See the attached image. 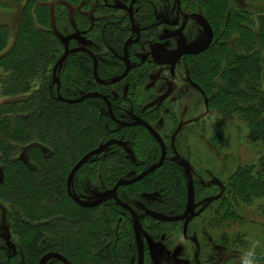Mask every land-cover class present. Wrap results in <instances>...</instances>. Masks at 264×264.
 <instances>
[{
    "label": "trees",
    "instance_id": "16d2710c",
    "mask_svg": "<svg viewBox=\"0 0 264 264\" xmlns=\"http://www.w3.org/2000/svg\"><path fill=\"white\" fill-rule=\"evenodd\" d=\"M19 1L21 16L16 32L11 26L0 24V95L7 99L0 104V164L5 173V180L0 182V192L16 209L15 227L21 237L24 257L17 262L5 248H0V264H35L36 259L48 253H56L72 264H137V256L136 263L129 262V256L131 252L136 253V247H131V243L127 246L125 242L127 236L133 234L129 213L117 206L112 196L105 195L106 199L101 204L82 205L68 194L67 189V179L74 173L76 177L84 175L94 180L100 176L105 178L110 183L111 193L117 181L133 177L137 164L131 161L128 146L124 145L117 147L121 150L118 154L117 150L108 154L104 151L92 154L112 139H109L112 134L110 127L103 122L108 118L107 107L100 99L75 105L58 100L56 86H52V71L65 49L63 38L55 31L61 14L57 13L53 21L52 11L44 0ZM95 1L71 0L72 4L82 8L78 11V17L82 19L77 26L78 31L81 32L82 26L90 20L84 9H91L96 15L99 13L101 4ZM195 1L211 7V20L218 36L213 47L195 55V81L191 82L203 91L207 108L214 107L224 114L239 113L247 122L250 138L264 144V54L255 48L257 43L264 45V15L259 18L258 30H252L245 23V12L234 10L226 0ZM1 5L11 6L5 0H0ZM101 27L99 32L98 28H91L87 33L95 31L100 36L104 30L103 37L106 40L111 37L115 41L112 45L114 51L121 54L128 37V25L122 22L116 28L109 24ZM80 32L77 35L80 36ZM234 33L238 34L240 51L222 47L220 43ZM66 43L68 48L78 45L73 39L70 42L66 40ZM108 53L118 65L108 66L99 61L98 76L109 80L124 67L113 53ZM36 79L41 81L40 87L30 93ZM59 80V95L63 99L76 100L87 94L92 86L100 88L92 77L91 60L83 53L67 58ZM212 92L211 102L207 96ZM134 95L137 98L133 100L134 106H137L139 94ZM146 113L149 112H142L138 118L151 126L146 121ZM167 114L171 115V111ZM116 128L133 132L139 127ZM144 131L150 142L156 145ZM121 139L124 144V138ZM23 145L29 147L33 167L19 158ZM112 147L113 142L109 148ZM43 149L48 152L46 155ZM114 155L115 160L111 162ZM149 156L148 165L152 166L160 158V148H153ZM154 176H157V181L153 188L156 187L155 192L159 196L153 203H145L152 209L145 214L149 219L155 217L158 227L165 224L163 220L157 221L162 217L165 204L169 208L166 212L174 217L169 219H176L186 211L189 193L194 195L197 205H206L204 207L212 211L215 206L209 204L211 200L217 206L227 204L226 188L229 198L236 204H251L264 197V175L255 173L253 168L238 167L227 178V185L223 183L218 187L211 180L209 185L192 182L185 178L178 166L175 168L167 161ZM136 185L119 188L117 197L138 214L135 204L124 196ZM209 192L213 196L207 200ZM232 216L236 217V214ZM139 221L141 223V219ZM207 223L212 228L215 219ZM132 238L134 240V234ZM224 238L222 233L223 245L227 242Z\"/></svg>",
    "mask_w": 264,
    "mask_h": 264
},
{
    "label": "rangeland",
    "instance_id": "374dc122",
    "mask_svg": "<svg viewBox=\"0 0 264 264\" xmlns=\"http://www.w3.org/2000/svg\"><path fill=\"white\" fill-rule=\"evenodd\" d=\"M5 1L12 7L0 6V24H7L12 27L13 32H16L21 16L20 1ZM52 1L44 0V3L52 11L51 20L54 21L57 13L61 14L57 20L58 31L56 28L55 31L63 38L64 46L69 47L66 40L69 42L72 39L75 40L74 35L80 32L77 26L82 19L78 17V11L82 8L77 4H72L71 0ZM226 1L234 10L245 12L246 25H249L252 30H258L259 18L264 15V0ZM119 3L121 2L115 1L114 4ZM171 6L167 25L149 29L143 34L142 44L136 45L132 50L135 57L131 59L133 69L128 76L112 86H100V88L92 86L87 94L103 93L112 101L113 114L121 122H130L132 116L140 117L142 112H149L145 114L146 121H149L151 127L163 140L166 148L165 162L173 163L175 168L178 166L185 178L192 182L200 181L201 184L209 185L211 180L218 187L223 183L226 184L227 178L238 167L253 168L255 173L264 175V144L250 138L245 118L239 113L224 114L214 107L207 108V99H204L199 91L190 86L189 81H195L194 72L197 67L195 56L183 57L173 74L169 72L167 66H159L153 62V56L158 59H167L180 47L179 40L167 42L160 40V36L170 29L182 28L184 30L191 52L213 47L217 41L218 35L211 20L213 18L211 7H205L202 1L198 3L195 0H182L180 9H177L175 3ZM152 11L155 21L164 16V9L155 0H153ZM83 12L88 13L89 17L93 16L91 9H84ZM106 15H109V12L104 11L101 16ZM115 15L119 17V21L124 19L125 13L116 12ZM92 24H95V21L93 22L91 18L86 26H82L80 32L83 38L82 45L90 47L98 55L100 62L108 66H117L118 62L110 57L100 36L95 31L87 33L88 27ZM237 38L238 34L234 33L220 43L222 47L240 51ZM77 43L80 44V42ZM255 48L261 50L262 55L264 54V45L257 43ZM120 75H122L120 70L114 74L115 77ZM33 83L30 93L39 89L41 81L36 79ZM134 94H139V105L137 106H134L133 100L137 99ZM213 95L212 92L207 96L211 102ZM94 99L97 97L86 101ZM6 100L0 95V104ZM168 111H171V115L167 114ZM107 119L104 118L103 122L104 125L107 124L110 127L111 142L98 147L92 154L101 151L108 154L115 150L118 154L121 150L117 147L128 146V155L131 161L137 164L132 177L134 178L139 175L137 173L150 166L148 165L151 159L149 155L153 148L159 150V145L157 143L153 145L150 142L151 139L146 135L144 128H134L133 132L120 131L116 126L124 127L119 126L110 118ZM110 121L115 125H112ZM128 129H133V127ZM121 138H124V144ZM112 142L114 148H109ZM21 148L19 158L29 167H33L28 145H23ZM47 153L43 149V154ZM115 155L110 159L111 162L115 160ZM155 172L135 183L137 187L126 195L124 194L138 208V217L141 219L140 230L145 248L144 264H247L248 261L252 264H264V197L251 204H236L231 197L229 198L226 188L224 195L227 197V204L222 207L217 206V203L210 199L209 204L215 206V210L212 211L211 208H205L206 205H197L194 195L189 193L187 209L181 216L175 217L176 224H168L170 221L166 223L167 219L174 217L172 213L166 212L169 208L167 203L165 204L162 217L157 220H163L165 224L159 228L155 217L149 219L145 214L147 210H152L149 208L150 204L145 203H153L159 196L155 192L156 187L153 188L157 181V176L153 177ZM4 175L0 164V182L5 180ZM83 176L76 177L73 173L67 179L68 194L75 201L82 205H91L97 203L105 195L110 196V183L105 178L100 176L94 180ZM212 196L213 194L209 192L207 200ZM15 210L0 192V248H5L13 260L20 262L24 256L21 250V237L15 227ZM233 213L236 217L232 216ZM214 219L215 224L209 228L207 222L214 221ZM220 220L221 223H219ZM222 233L225 234L224 239L227 240L225 245L222 244ZM132 237L133 234H129L125 242L127 246L131 243V247L135 248ZM136 256V253L131 252L129 262L136 263ZM35 264L72 263L65 261L56 253H48L36 259Z\"/></svg>",
    "mask_w": 264,
    "mask_h": 264
},
{
    "label": "water",
    "instance_id": "95a60500",
    "mask_svg": "<svg viewBox=\"0 0 264 264\" xmlns=\"http://www.w3.org/2000/svg\"><path fill=\"white\" fill-rule=\"evenodd\" d=\"M137 0H133L130 3L129 8H125V7H119V9H123L126 10L129 14L130 17V21H131V26L133 28L134 31H136L135 25H134V19H133V5ZM138 37H139V32L136 31ZM181 35V33L179 34ZM138 37L135 41L132 42V40H129L128 42H126L124 44L123 47V58H121V60L124 63L125 69L124 72L122 73V75L118 76V77H113L111 79H109V81H104L101 80L98 75H97V59L95 58V56L86 48L79 46L76 48H68L65 45V49L63 54L61 55V57L57 60L56 64L54 65L53 71H52V77H53V86H56V91H57V96H58V100L65 103V104H69V105H75V104H79L82 103L86 100L92 99V98H96L102 100L106 107H107V114L108 117L110 118V120H112L113 122H115L116 124H118L121 127L124 128H131V127H142L144 128L147 133L151 136V138L159 145L160 148V159L159 161L150 166L148 169H146L145 171H143L142 173H140L139 175H137L136 177L132 178V179H121L119 181H117V183L115 184V186L113 187V189L111 190L110 196H112L111 198L113 199V201L116 203L117 206H119L120 208H122L123 210H125L126 212L129 213V215L131 216L132 219V228H133V234H134V242H135V247H136V254H137V264H144V256H145V248H144V241H143V236L141 234V230H140V221H139V217L138 214L128 205L122 203L118 197H117V191L119 188L121 187H127V186H131L135 183L140 182L141 180H143L145 177H147L148 175L154 173L157 169L161 168L166 160V148L165 145L163 143V140L161 139L160 135L157 133V131L155 129H153L149 124H147L146 122H144L143 120L136 118L134 119L133 122L131 123H126V122H121L119 120H117L113 114V109L111 107V102L102 94L100 93H90V94H85L84 96H81L80 98L76 99V100H66L63 99L60 95H59V89H60V80H59V73L61 71V68L63 67L65 61L67 60V58L70 55H74L76 53H85L87 55H89V57L91 58L92 61V77L95 80V82L100 85V86H112L116 83H119L121 80L125 79L130 70H131V65H130V61H129V57H128V47L134 43L137 42ZM182 37V35H181ZM74 38L77 40H80V36L79 35H74ZM183 41V46L182 48L169 60L167 61H163L161 62V64L164 65H170L171 67V73H174V67L176 62L181 59L183 56L190 54L187 51V47H186V42L184 37H182ZM191 86L193 88H195L197 91H199L203 96L204 93L203 91L195 84L191 83ZM106 199V196H103L102 198H100V200L97 202V204H101L104 200ZM177 219H170V222H174Z\"/></svg>",
    "mask_w": 264,
    "mask_h": 264
},
{
    "label": "flooded vegetation",
    "instance_id": "af4514ba",
    "mask_svg": "<svg viewBox=\"0 0 264 264\" xmlns=\"http://www.w3.org/2000/svg\"><path fill=\"white\" fill-rule=\"evenodd\" d=\"M115 1H119L121 3L119 4H114ZM133 0H96L95 2L96 3H99L98 5L101 6L100 8V11L99 13L96 15L94 12L93 16L91 17L92 18V21L94 22L95 21V24H92L88 29H91V28H98V32L102 29L101 25L103 23V25H111L113 27H117L121 25V23L123 22L125 25L127 24L128 25V37L126 38L125 42L123 43V46H122V51H121V54H117L112 45L114 46L115 44V41L110 37L108 40L105 39V37H103V33L102 30L101 31V34H100V40L104 46V48L108 51V52H111L114 54L115 58L117 60H119L122 64H123V71L122 73L124 72V69H125V66H124V63L123 61L121 60V58H123L124 54H123V47H124V44L126 42H128L129 40H132L135 41L138 37L136 31L139 32V37H138V40L136 43L130 45L128 47V57H129V61H130V65H131V70L133 69V66H132V61L131 59H133V56L135 57V54L132 52V50L136 47V45L138 44H142V40H143V34L145 32H147L149 29H155V28H160L162 26L165 27L166 22H167V19L168 17L170 16V11H171V4L172 3H175L177 5V9H180L181 8V3H182V0H155L156 3L158 2V4H160V6L164 9V16H162L161 18H159L158 20H153V11H152V6H153V0H137L134 5H133V19H134V25H135V30H133L132 26H131V21H130V17H129V14L126 10H123V9H119V7H125V8H129L130 6V3L132 2ZM101 2V3H100ZM123 2V3H122ZM142 3L140 6L138 5L139 3ZM96 5V4H95ZM148 5V7H147ZM119 6V7H118ZM104 11L106 12H109V15H106V16H101ZM157 11V10H156ZM92 12V11H91ZM116 12H123L125 13V16H124V19H121L118 21L119 17L117 18L116 17ZM112 13H115V14H112ZM89 17V19L91 20V18ZM107 17H110L109 19ZM112 18H114V20H111ZM105 20V22H103ZM127 22V23H126ZM98 23V24H96ZM101 23V24H100ZM167 29V28H166ZM116 30V29H114ZM181 33L182 37H184L185 39V42H186V47H187V51L190 53L188 55H185V56H195L197 54H199L202 50H199L197 52H191L189 51V42H188V38L187 36L185 35V32L182 28H177V29H173V30H167L164 34H162L160 36V40H162L163 42H167V41H171V40H179V43H180V47L178 48V50L173 54L171 55L170 58H167V59H158L156 56H153L152 57V60L153 62L156 64V65H159V66H167L168 69H169V72L171 73V66L170 65H164V64H161V62L163 61H167L169 59H171L183 46V41L182 40V37L181 35H179ZM77 35V34H76ZM80 40H77L75 39L77 42H80V44H78L77 46L75 47H72V48H76V47H79V46H82L84 48H86L87 50H89L94 56L95 58L97 59V63L99 65V61H100V58L98 57V55L88 46L86 45H82V42H83V38L80 36ZM108 38V37H107ZM207 48V47H206ZM205 48V49H206ZM85 54V53H83ZM87 55V54H86ZM89 57V55H87ZM183 56V57H185ZM182 57V58H183ZM90 58V57H89ZM181 58V59H182ZM179 59L176 64H175V67H174V71L176 69V66L178 64V62L181 60ZM91 60V58H90ZM91 64H92V61H91ZM98 65H97V75H98ZM130 70V71H131ZM172 74V73H171ZM99 77V76H98ZM115 77V76H114ZM100 78V77H99ZM113 78V77H112ZM101 79V78H100ZM111 79V78H110ZM101 80H104V81H107L108 79H101ZM95 81V80H94ZM109 81V80H108ZM190 83V86H191V83L192 84H195L191 81H189ZM97 84V83H96ZM98 85V84H97ZM196 85V84H195ZM100 86V85H99ZM102 87V86H101ZM104 87V86H103ZM192 87V86H191ZM193 88V87H192ZM195 89V88H193ZM196 90V89H195ZM100 94H103V93H100ZM138 118L137 116H132V121L130 122H126V123H131L134 121V119ZM141 119V118H139Z\"/></svg>",
    "mask_w": 264,
    "mask_h": 264
},
{
    "label": "clouds",
    "instance_id": "9594fccd",
    "mask_svg": "<svg viewBox=\"0 0 264 264\" xmlns=\"http://www.w3.org/2000/svg\"><path fill=\"white\" fill-rule=\"evenodd\" d=\"M247 264H252V262L251 261H248Z\"/></svg>",
    "mask_w": 264,
    "mask_h": 264
}]
</instances>
